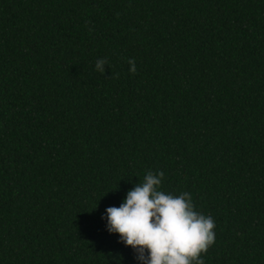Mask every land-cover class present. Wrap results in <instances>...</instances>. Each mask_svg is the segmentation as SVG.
<instances>
[{
  "label": "trees",
  "instance_id": "1",
  "mask_svg": "<svg viewBox=\"0 0 264 264\" xmlns=\"http://www.w3.org/2000/svg\"><path fill=\"white\" fill-rule=\"evenodd\" d=\"M148 171L264 264V0H0V264H137L103 217Z\"/></svg>",
  "mask_w": 264,
  "mask_h": 264
},
{
  "label": "clouds",
  "instance_id": "2",
  "mask_svg": "<svg viewBox=\"0 0 264 264\" xmlns=\"http://www.w3.org/2000/svg\"><path fill=\"white\" fill-rule=\"evenodd\" d=\"M128 63L135 73V60ZM106 64L98 59L95 70L103 74ZM164 176L163 171H148L119 207H107L106 229L132 248L137 264H204L201 253L215 241V221L196 210L189 192L163 191Z\"/></svg>",
  "mask_w": 264,
  "mask_h": 264
}]
</instances>
